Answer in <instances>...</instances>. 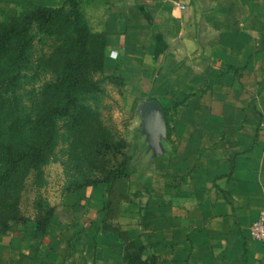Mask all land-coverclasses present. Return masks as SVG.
I'll return each mask as SVG.
<instances>
[{"label": "crops", "instance_id": "1", "mask_svg": "<svg viewBox=\"0 0 264 264\" xmlns=\"http://www.w3.org/2000/svg\"><path fill=\"white\" fill-rule=\"evenodd\" d=\"M89 1L106 16L110 62L156 122L160 182L145 187L154 198L140 231L122 234L157 264H264L250 230L264 212V0ZM64 2L0 0V11ZM137 191L129 183L106 219V199L88 188L68 225L56 213L46 233L0 236V264H94L99 226L136 207Z\"/></svg>", "mask_w": 264, "mask_h": 264}, {"label": "rangeland", "instance_id": "2", "mask_svg": "<svg viewBox=\"0 0 264 264\" xmlns=\"http://www.w3.org/2000/svg\"><path fill=\"white\" fill-rule=\"evenodd\" d=\"M33 8L0 11V29L9 35L0 49V236L36 229L55 211L68 225L70 210L80 215L86 208L87 186L128 161L138 205H124L107 232L99 226L94 261L125 264L129 236L122 233L140 231L141 206L154 198L145 187L160 182L161 174L154 172L158 149L149 138L156 122L146 97L135 94L110 62L106 16L97 5L65 0L45 7L53 14L38 16L31 15ZM69 61L77 63L73 74L81 82L72 92L78 118L59 120L55 129L54 121L46 125L41 119L64 102L51 85ZM34 149L40 161L32 160Z\"/></svg>", "mask_w": 264, "mask_h": 264}, {"label": "trees", "instance_id": "3", "mask_svg": "<svg viewBox=\"0 0 264 264\" xmlns=\"http://www.w3.org/2000/svg\"><path fill=\"white\" fill-rule=\"evenodd\" d=\"M44 12L51 14L54 13L53 10L47 9L45 7H34L31 11V15L38 16L42 15ZM2 29H0V49L3 51V49L6 47V39L9 35L5 37L3 34L5 30L3 31ZM76 66L77 63L69 61L64 67V70L57 82L51 85L59 93H61L64 102L59 107H57L56 111L52 113V116L51 113L44 117L42 116L43 119L41 120L43 124L45 123L46 125H51L52 121H54L52 125H54V128L56 129V123L59 120L66 121L69 118L76 120L78 118V114L74 113V110L77 108L74 107L76 105L77 98L74 94H72L74 89H77L81 86L79 78L73 74ZM37 154L39 155L40 151L34 149L31 156L33 161L41 160V156H37ZM131 176L132 169L130 168V162L126 161L115 167L113 170L107 172V175L103 180L87 186V189L92 188L96 191V193H102L103 197L106 199L103 209L104 212H106V219H114L118 216L121 201L129 189V179ZM56 213V211L53 212V214L50 215L43 224H38L36 230L46 233L51 225L52 219L56 216ZM127 240L129 241H127L125 247V261L128 264H157L155 259L151 260V262L145 261L143 259L145 252L144 247L138 246L135 242H130V239Z\"/></svg>", "mask_w": 264, "mask_h": 264}, {"label": "built area", "instance_id": "4", "mask_svg": "<svg viewBox=\"0 0 264 264\" xmlns=\"http://www.w3.org/2000/svg\"><path fill=\"white\" fill-rule=\"evenodd\" d=\"M250 230L256 241L264 242V212L261 214V218L251 226Z\"/></svg>", "mask_w": 264, "mask_h": 264}, {"label": "water", "instance_id": "5", "mask_svg": "<svg viewBox=\"0 0 264 264\" xmlns=\"http://www.w3.org/2000/svg\"><path fill=\"white\" fill-rule=\"evenodd\" d=\"M151 116V115H150Z\"/></svg>", "mask_w": 264, "mask_h": 264}]
</instances>
